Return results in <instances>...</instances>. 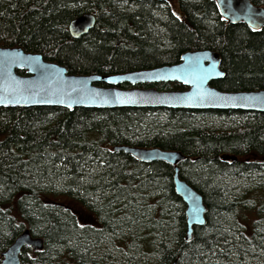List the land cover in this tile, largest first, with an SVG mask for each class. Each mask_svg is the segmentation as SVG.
<instances>
[{"label":"trees","instance_id":"obj_1","mask_svg":"<svg viewBox=\"0 0 264 264\" xmlns=\"http://www.w3.org/2000/svg\"><path fill=\"white\" fill-rule=\"evenodd\" d=\"M86 12L94 27L73 37L71 20ZM16 45L83 74L174 64L211 48L225 71L212 85L264 88V26L230 23L216 0H0V46ZM118 144L186 155L180 176L208 207L190 240L175 166L139 161ZM25 229L45 248H26L22 264H99L105 242L142 249L144 264H264V112L0 107V261Z\"/></svg>","mask_w":264,"mask_h":264},{"label":"water","instance_id":"obj_2","mask_svg":"<svg viewBox=\"0 0 264 264\" xmlns=\"http://www.w3.org/2000/svg\"><path fill=\"white\" fill-rule=\"evenodd\" d=\"M222 16L230 23L243 22L253 29L264 26V5L252 0H216ZM96 23L93 12L71 20L73 37L87 33ZM20 71H25L21 73ZM225 76L220 54L211 48L190 49L180 61L117 73H72L56 61L22 46H0V107L60 106L75 107H164L184 109H240L264 112V88L223 90L212 82ZM178 82L186 88L158 89L139 84ZM129 83L132 87H121ZM139 161L163 160L175 166L173 183L185 203L186 239L193 237L196 226L206 223L208 207L203 194L180 176L179 163L186 155L175 149L132 144L115 145ZM236 158L226 155L225 158ZM26 248L42 252L44 239L29 229L22 231L1 254L0 264H22ZM171 264H177L173 261Z\"/></svg>","mask_w":264,"mask_h":264},{"label":"rangeland","instance_id":"obj_3","mask_svg":"<svg viewBox=\"0 0 264 264\" xmlns=\"http://www.w3.org/2000/svg\"><path fill=\"white\" fill-rule=\"evenodd\" d=\"M171 1L173 2L174 0ZM129 249L130 250H121L107 242L102 243V245L97 248V254L103 257L99 260V264H136L137 262L139 264H144L150 261L148 255L142 254V249L135 251L133 246H130ZM29 253L32 254L33 250L31 249Z\"/></svg>","mask_w":264,"mask_h":264},{"label":"bare ground","instance_id":"obj_4","mask_svg":"<svg viewBox=\"0 0 264 264\" xmlns=\"http://www.w3.org/2000/svg\"><path fill=\"white\" fill-rule=\"evenodd\" d=\"M175 189V188H174ZM178 195V194H177ZM179 196V195H178ZM186 232H187V224H186ZM185 238H186V236H185Z\"/></svg>","mask_w":264,"mask_h":264}]
</instances>
